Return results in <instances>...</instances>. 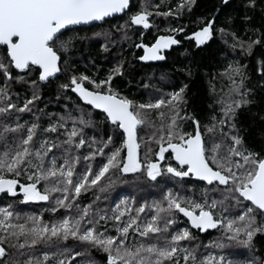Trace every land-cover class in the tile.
I'll list each match as a JSON object with an SVG mask.
<instances>
[{
  "label": "snow or ice",
  "instance_id": "obj_1",
  "mask_svg": "<svg viewBox=\"0 0 264 264\" xmlns=\"http://www.w3.org/2000/svg\"><path fill=\"white\" fill-rule=\"evenodd\" d=\"M195 2L179 0L174 9L160 12L149 10L158 5L140 0L139 10L127 15L123 23L87 36L73 26L103 23L126 13L130 0H0V193L16 197L19 192L21 203L51 201L55 193L51 212L57 208L76 210L75 215L51 222L26 215L21 223L13 204L0 207V264H264V258L255 254L254 243L257 234H264V101L257 99L258 90L264 96V49L256 58L259 83L252 87L247 83V65L239 59L223 68L220 75L227 86L219 91L210 86L218 96L214 101L217 112L204 123L195 109L188 108L189 84L180 82L175 87L173 81L178 73L187 79L193 76L190 63L161 73L160 80L171 84V91L156 88L151 83L155 72L151 73L141 86L147 95L144 101L129 98L113 86L115 79L125 77V65L132 66L127 51L138 62L165 61L164 50L179 45L174 37L185 29L169 26L166 31L171 34L158 35L151 44L143 39L134 42L129 31L134 33L138 26L154 27V16L179 17ZM221 4L227 7L229 0H221ZM233 11L239 19L229 15L219 26V7L211 17H198L196 30L187 39L194 41L193 47L199 51L219 38L225 46L221 52L225 59L237 49L242 58L252 56L257 47L264 46V0H238ZM257 15L259 27L253 26ZM85 42L98 43L105 61L110 53L113 59L124 58L103 78L75 72L70 54ZM112 49L117 51L112 53ZM137 50L142 54L137 56ZM190 54L187 49L179 53L182 57ZM14 70H18L15 75ZM62 70L66 79L56 86V93L57 99L66 103L63 112L49 113L46 107H38L43 86ZM14 85L23 91H14ZM69 92L82 103L73 100ZM95 110L102 114L99 125L93 119ZM25 114L31 118L24 120ZM245 114L252 118L253 126L257 118L261 125L258 150L246 143L248 129L241 122ZM43 118L48 120L46 125L41 123ZM103 128L110 129L106 138ZM85 129L101 131L100 139L86 137ZM141 145L146 147L145 162L139 156ZM84 146L88 152L81 157L77 153ZM166 153L167 162L161 164ZM96 157L102 162L94 164ZM81 159L86 170L77 173ZM129 173L141 174L151 182L158 178L173 181L178 187L139 207L125 197L110 214H102L100 209L93 213L92 204L81 207L77 202L81 193L90 189L106 191L115 182L113 175ZM20 177L26 182L21 183ZM188 177L203 184L199 193L195 184L184 188ZM42 182L43 191L39 188ZM178 214L187 218L185 227H179ZM110 228L115 235L109 233ZM190 229L220 230L219 238L205 245L220 251L201 255ZM70 239L72 246L63 243ZM38 245H44L45 250ZM235 246L246 248L248 257L229 259L225 249ZM94 251L105 258L97 261Z\"/></svg>",
  "mask_w": 264,
  "mask_h": 264
},
{
  "label": "trees",
  "instance_id": "obj_2",
  "mask_svg": "<svg viewBox=\"0 0 264 264\" xmlns=\"http://www.w3.org/2000/svg\"><path fill=\"white\" fill-rule=\"evenodd\" d=\"M179 0H148L150 5H158V8H151L150 11H167L169 8H175L176 4ZM238 0H229V4L227 7H224L221 4V0H196L192 9L189 10L184 8L182 10V15L179 17H163V16H154L152 19L154 20L155 26L149 29H142L138 26V30L134 33L129 31V35L133 37L134 42H139L143 39L144 43L151 44L156 36L158 35H167L170 34L166 31V29L171 27H184L183 33H177L175 35L176 39L180 41V44L177 47H173L170 51L166 52L165 55L167 59L160 63H148L144 64L142 62L135 61L133 59V53L131 51H127L125 55L132 62L131 68L126 64V75L123 79H115L113 81V86L120 88L129 98L136 100H147V95L142 89V85L147 82L148 76L155 72V79L151 80V83L158 89L163 92L173 90V86L168 84L167 81H161L160 76L161 73L172 72L176 68L183 67L185 65L191 64L193 69V76L190 79L184 77L183 73H178L173 77L175 87L180 86V82L188 83L189 88L187 92L188 98V108L189 110L195 109L198 117L201 119L202 123L207 122L208 118L214 113L217 112V106L214 105L215 99H218V96L213 94L210 91V86L214 85L215 88L219 91L223 87L227 86V80L223 78L220 73L223 68L227 66L229 61L232 60H240V63L247 65V75L250 77L248 80V86L252 87L259 83L258 76L259 74L255 72L256 58L260 56L262 49L264 46H259L255 49L252 56L247 58H242L239 52V49L235 53H229L227 58H223L221 56V52L225 51V46L219 40V38H214L211 42L208 43L207 47H201L199 51H197L193 45L194 41L187 39L190 36L192 31L196 30L197 27V19L198 17H211V13L214 12L218 7L221 8V12L216 17L217 25H221L225 18L229 15H237L233 11L236 7ZM140 0H131L130 7L123 13L121 16L111 18L105 20L102 24H95L89 27H77L80 35L91 36L93 32L101 31V29H107L111 24L123 23L125 19H127V15H130L132 12L139 10ZM243 9L241 7L239 15H242ZM239 15L237 18L239 19ZM261 24L260 16L257 15L253 20V26L259 27ZM144 32V36L141 38L140 32ZM239 32H244V26H239ZM247 39V36L243 37ZM231 41H229L230 43ZM2 48V46H0ZM127 48V45H125ZM219 48V51L217 49ZM189 50L191 53L187 57H182L179 53L184 52L185 50ZM117 49H112V53H115ZM141 50L136 51V55L140 54ZM63 57V53L61 54ZM73 57L72 65L75 72H84L85 74L92 76L95 74L96 78H103L107 71L112 67V65L119 59H123L122 56H115L113 59L112 54L110 53L107 61H105L104 57L99 54V44H89L88 42L79 44V51L73 52L70 54ZM63 64V59L61 61ZM99 69V70H98ZM128 72H131V75H127ZM16 74V71H13V75ZM66 76L63 75V70L61 75L52 79L49 84H45L43 86V99L39 103L38 107L45 108L49 113H61L63 112L65 100L63 98L57 99L56 86L64 81ZM131 80V85L128 84V81ZM85 86L91 88V85L85 82ZM14 91L22 92L23 88L20 85H14ZM139 93V94H137ZM69 95L72 96V99L77 103H81L75 94L69 92ZM257 99L264 101V96H261L259 90L257 91ZM212 105V107H210ZM68 106L71 107V102H68ZM261 110H264L262 108ZM252 111H256V108H253ZM96 112V115L93 119L99 125V121L101 120L102 114L100 112ZM31 117L29 114H25L23 116L24 120H29ZM242 126L248 131L245 133L246 143L249 146H254L259 149L262 141L260 139L261 136V125L259 123L258 118L256 119L255 126L252 125V118L245 114L241 116ZM41 123L46 125L48 123L47 118H43ZM104 138H106L107 134L110 132V129L103 128ZM86 137H90L95 135L99 140L101 137V131L93 130V129H85ZM142 134V133H141ZM119 140L116 141L117 145L119 144ZM111 151V149H108ZM88 152V147L84 146L82 150H79L77 154L81 157L86 155ZM145 154L146 147L141 145L139 149V156L142 162H145ZM55 155L59 156L60 153L56 152ZM169 154H165V160L161 161V164L167 162ZM62 162V161H61ZM97 162H102L101 157H96L93 161L94 164ZM86 170L84 161L81 159L77 166V173ZM115 182L112 184L110 188H108L104 192H100L97 189H90L87 192L81 193V195L77 198V202L80 203L81 207L85 204H92V212L95 213L97 209L102 210V214L104 212L111 213L112 208L115 207L122 199L127 197L129 201L134 203V207H139L141 203H151L153 200H159L164 191L168 189L175 190L177 185L173 181H166L164 179L158 178L156 182L148 181L146 178L142 177L141 174H115L112 177ZM21 183L26 182L24 177L19 178ZM187 182L184 185L185 189H189L196 185L195 192L199 193L203 184L201 182H197L192 180L191 177L184 178ZM107 183V181H105ZM41 191H43L44 185L43 182L39 185ZM188 195H193L191 191L187 192ZM97 197H99L97 199ZM56 199V194H52L51 201H31L21 203L22 196L17 192L16 197L8 196L7 193H2L0 195V207L7 206L8 204H13V211L24 215L34 214L36 216H40L43 221L51 222L55 220L61 219L64 215H75L76 210L72 209L69 211L64 208H57L56 212L53 213L49 209L54 206V201ZM151 212V209H146V213ZM238 215L239 213L236 212ZM144 214H142L143 216ZM185 219L178 214L177 223L179 227H185ZM20 222H23V218H21ZM193 236L195 237L194 243L199 245L198 252L201 255H207L209 252L218 253L220 250L215 249L211 246L205 247V245H210V243L220 236V230L215 229L214 231L207 232H199L197 230L190 229ZM109 233L115 235L114 228L109 229ZM131 240L132 237H129ZM65 245L72 246L74 242L70 239L68 241L63 242ZM254 243L256 245L255 254L264 258V234H257L254 237ZM41 251L45 250L44 245L37 246ZM79 250V249H77ZM226 254H228L229 259L233 260H243L248 257L249 253L246 248L243 246H235L225 249ZM93 256L97 261L103 260L105 257L102 253L93 252Z\"/></svg>",
  "mask_w": 264,
  "mask_h": 264
},
{
  "label": "water",
  "instance_id": "obj_3",
  "mask_svg": "<svg viewBox=\"0 0 264 264\" xmlns=\"http://www.w3.org/2000/svg\"><path fill=\"white\" fill-rule=\"evenodd\" d=\"M131 1V0H130ZM129 7H130V4H129ZM129 9V8H128ZM127 9V10H128ZM126 10V11H127ZM123 13H120V14H115V17H118V16H121ZM108 19H111V18H106L105 20H108ZM95 24H102L101 22H90V26H92V25H95ZM74 28H77V27H89V25H78V26H73ZM175 39H176V37H174ZM155 41V40H154ZM153 41V42H154ZM178 45H173L171 48H173V47H177ZM3 47V46H2ZM170 48V49H171ZM170 49H165L164 50V54H165V52H168V51H170ZM141 54H142V50H141ZM160 62H163V61H155V62H142V63H144V64H148V63H160ZM15 71H18V70H15ZM61 75V73H57L56 74V76H55V78L56 77H58V76H60ZM54 79V78H53ZM78 98V97H77ZM82 103V102H81ZM90 107V106H89ZM95 111H97V112H100V110H95ZM139 151V150H138ZM191 179L192 180H195V178H192L191 177ZM2 193H0V195H1ZM180 216H182L183 217V214H179ZM185 220L187 219L186 217H183ZM190 227V226H189ZM193 230H196V229H193ZM215 229H206L204 232H207V231H214ZM204 232H202V233H204Z\"/></svg>",
  "mask_w": 264,
  "mask_h": 264
},
{
  "label": "flooded vegetation",
  "instance_id": "obj_4",
  "mask_svg": "<svg viewBox=\"0 0 264 264\" xmlns=\"http://www.w3.org/2000/svg\"><path fill=\"white\" fill-rule=\"evenodd\" d=\"M140 27L142 28V26H140ZM142 29H143V28H142ZM144 30H146V29H144ZM170 34H171V33H170ZM152 43H153V42H152ZM165 53H166V52H165ZM140 54H141V52H140ZM140 54H139V55H140Z\"/></svg>",
  "mask_w": 264,
  "mask_h": 264
},
{
  "label": "rangeland",
  "instance_id": "obj_5",
  "mask_svg": "<svg viewBox=\"0 0 264 264\" xmlns=\"http://www.w3.org/2000/svg\"><path fill=\"white\" fill-rule=\"evenodd\" d=\"M21 216H22V214H20ZM29 215H31V214H29ZM26 215H24V217H25ZM24 217H21V218H24ZM131 237V236H130Z\"/></svg>",
  "mask_w": 264,
  "mask_h": 264
}]
</instances>
